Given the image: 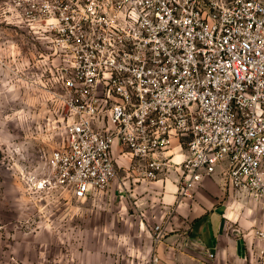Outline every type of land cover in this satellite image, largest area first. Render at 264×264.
Returning a JSON list of instances; mask_svg holds the SVG:
<instances>
[{
	"label": "built area",
	"instance_id": "1",
	"mask_svg": "<svg viewBox=\"0 0 264 264\" xmlns=\"http://www.w3.org/2000/svg\"><path fill=\"white\" fill-rule=\"evenodd\" d=\"M29 15L67 110L57 186L106 191L118 145L142 180L178 172L180 202L221 174L264 210V0H30ZM153 234L160 245L166 227ZM255 240L264 256V222Z\"/></svg>",
	"mask_w": 264,
	"mask_h": 264
},
{
	"label": "rangeland",
	"instance_id": "2",
	"mask_svg": "<svg viewBox=\"0 0 264 264\" xmlns=\"http://www.w3.org/2000/svg\"><path fill=\"white\" fill-rule=\"evenodd\" d=\"M29 2L0 0V264H154L155 224L142 227L129 211L157 203L148 207L142 191H119L117 181L76 200L54 181L49 160L67 142L68 117ZM253 241L241 264H264Z\"/></svg>",
	"mask_w": 264,
	"mask_h": 264
},
{
	"label": "crops",
	"instance_id": "3",
	"mask_svg": "<svg viewBox=\"0 0 264 264\" xmlns=\"http://www.w3.org/2000/svg\"><path fill=\"white\" fill-rule=\"evenodd\" d=\"M122 151L118 145L113 148L118 167L114 182L119 183V191L130 189L136 194L140 190L144 195L139 202L158 206L156 210L129 213L140 214L142 227L152 222L167 230L163 243L155 249L154 264H241L243 252L250 255L249 242L256 243L255 231L264 222V210H254L261 204L253 197L225 186L222 175L217 174L205 179L194 196L181 201L176 210H168L177 201L179 173L171 171L165 179L155 182L138 179V174L129 172V158ZM168 154L175 155L174 159L184 158L177 140ZM132 184L135 189H131ZM249 204L253 209L242 210Z\"/></svg>",
	"mask_w": 264,
	"mask_h": 264
},
{
	"label": "water",
	"instance_id": "4",
	"mask_svg": "<svg viewBox=\"0 0 264 264\" xmlns=\"http://www.w3.org/2000/svg\"><path fill=\"white\" fill-rule=\"evenodd\" d=\"M220 210H224V208H221Z\"/></svg>",
	"mask_w": 264,
	"mask_h": 264
}]
</instances>
